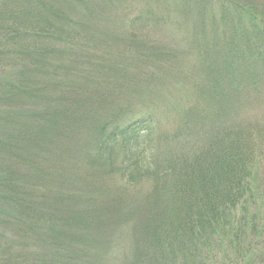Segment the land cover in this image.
Listing matches in <instances>:
<instances>
[{
    "label": "trees",
    "instance_id": "trees-1",
    "mask_svg": "<svg viewBox=\"0 0 264 264\" xmlns=\"http://www.w3.org/2000/svg\"><path fill=\"white\" fill-rule=\"evenodd\" d=\"M60 1L0 0V264L103 260L97 248L104 239L96 241L101 236L94 234L105 230L100 208L105 204L86 187L87 194L75 203L76 194L52 184L57 173H47L51 183L44 186L40 179L46 174L37 166L40 136L46 129L65 132L70 122L85 118L80 106L93 92L97 97L89 103L95 107L85 119H96V153L111 167L117 147L126 165L150 175L149 190L128 209L130 216L138 215L131 225L136 264H264V118L248 117L237 125L227 117L248 99L247 92L235 88V79L245 82L243 74H250L247 64L254 72L247 83L253 98H264V0H167L172 7L164 0H75L88 18L90 12L100 17L108 10L122 13L123 19L132 15L135 24L163 25L174 16L184 24L199 21L188 46L202 72V80L196 78L199 91L187 109L177 104L176 113L184 118L165 129L162 139L169 114L148 104L155 97L143 91L137 103L138 94L127 89L121 112L111 90L107 96L97 93L100 85L111 88L120 79L117 74L111 78L107 65L99 62L104 56H95L97 44L67 52L71 55L58 64L59 54L85 42L82 37L96 27H67L79 20ZM128 33L134 34L131 28ZM142 51L136 56L140 70H132L141 73L133 77L149 81V74L167 69L168 63ZM217 70L228 87L226 100L222 94L206 95ZM181 87L173 100L185 104L188 87ZM156 136L161 143L155 147L149 141ZM87 180L86 174L79 181L85 185Z\"/></svg>",
    "mask_w": 264,
    "mask_h": 264
},
{
    "label": "rangeland",
    "instance_id": "rangeland-1",
    "mask_svg": "<svg viewBox=\"0 0 264 264\" xmlns=\"http://www.w3.org/2000/svg\"><path fill=\"white\" fill-rule=\"evenodd\" d=\"M74 1H60L63 6L68 9H73L76 18L79 20L77 25L73 23V25L67 24L66 26L71 28L77 26L80 30H83L87 29L89 25H94L96 27H92V29L94 28L95 30L91 32L94 33V35L99 34V36L93 38L94 35L91 32L89 33V36L84 35L82 38L85 42L75 43L74 46L72 45L73 47H70L65 53L59 54L61 56H58L56 60L58 64H62L64 58L71 55L68 54L65 56L67 52L71 50L80 51L83 49L85 51L86 45L89 46V42H94L93 44H97V54H95V56L100 54L106 59L105 61L102 60L103 58L98 59L99 62L107 65V71L110 73L111 78L114 74H117V77H120L111 88H105L104 85H100L97 93L104 92L107 96V93L111 90L110 94L118 96L117 99H115L116 107H119L121 112H124L122 111V96L127 89L131 92L134 91V94H138L134 96L136 97L134 100L137 101V103H142V99L144 98L143 91H146L148 94L155 97L152 102L148 104L156 108L158 112L161 111L165 114H169V120L166 127L162 129V132H165V129H167V131L171 130L176 125L177 120L181 121L184 118L182 115L178 117V114L176 113L177 104L183 103L184 109H187L191 101L196 99V92L199 91V86L196 85V81H198L197 79L200 78V80H202L203 78L202 72L199 71L200 68L196 65L197 61L188 48L193 33L198 28L199 21H193L196 19V14L194 19L191 20L193 22L190 24H187L186 22L185 24L176 22L178 17L175 16L171 20L167 19L166 21L169 22H166L163 25L155 24L149 20L135 24V20L131 17L132 15H129L131 19H129L130 17H127L128 19H123L122 13L112 14L108 10L100 11V17L97 16L98 14L90 12L92 17L88 18L85 9L83 7H78L76 1ZM146 1L147 3L152 2V0H143V2ZM164 1L167 7H172L174 5L173 2L171 4L167 0ZM73 3H75V5H72ZM154 9L158 11V8ZM87 18L88 20H86ZM154 18L157 20L156 15ZM131 23L134 24L130 26ZM119 27H121V29H118ZM129 28L132 29L134 34L128 33ZM80 35L82 34H79V36ZM91 35H93V37L90 38ZM126 35L127 37H125ZM130 35L134 36V38L130 37L129 40H127ZM115 36H118V38H115ZM120 37H122V40L119 39ZM131 40H133V42H131ZM87 50L90 51V47ZM140 50H143L142 52L148 54L147 58L150 56H157L163 63H168L167 69L153 71L147 77L150 78L149 81H147L146 78H137L136 76V78H134L133 76L135 74L140 75L141 73L132 72L135 67L140 70L139 64H137L138 59L136 58V56H139L138 54ZM166 52L169 54V57L165 56ZM173 52L177 53V58L175 59ZM112 55L113 57H111ZM245 67L250 74L247 72L243 74L246 75L245 82L243 77L235 79L236 82L239 81L238 84L235 85V88L237 91L247 92L248 99H246L244 105L240 107L235 104L239 109L236 111L233 110L227 116L228 119L238 123L237 125L244 123L248 120V117H251V119L252 117L260 119L264 118V98L261 101L253 98L251 86L247 84L253 71L248 68L249 64ZM67 68L68 67H66V72ZM129 72L132 73V75H127ZM152 75H154V77H152ZM67 79L70 83H72V81L73 83L75 82V80L70 77H67ZM212 79H215V81L210 85V89H208L209 93L206 95L213 97L218 93L222 94L224 97L222 96L221 98L226 100L225 94L228 87L226 86L224 78L220 74V70H217V78L211 77V80ZM239 79H242L243 81H240ZM181 86L188 87L186 92L189 94V97L185 104L180 100H173L175 92L177 89L180 90L182 88ZM88 97V99L82 100L83 106L80 107H82V109L85 110L86 115L88 114L89 116L90 109L95 107L94 104L89 103V101H94L97 97L96 92H93L92 95ZM243 98L244 97H242V99ZM240 100L241 99H239V101ZM100 104L104 105V103ZM96 110L98 114L97 117L99 116L100 120L102 113L100 115L99 112L101 111H99L98 108H96ZM86 115L84 116L85 118ZM85 118L79 120L81 121L80 123H78V120L76 123L70 122L64 130L65 132L49 134L46 129L44 136H40L42 141H39L41 144L38 146V149H40V158H38L37 166L41 169L40 171L44 170L43 173L46 174L42 175L40 180H42L44 186L48 187L51 181H49L47 177L51 178V175H47V173L52 174L53 172V175H56L57 173L58 176L53 178L54 181L52 184L59 185L66 191L69 190L68 192L71 194H76V197L74 198L75 203L81 200L80 197H84L85 194H87L84 193L85 187L95 190V194L98 195L100 203L103 205L105 204L103 208L102 206L100 208L101 211L104 209L103 212L106 216V218H103L105 229L103 234L102 232L97 234H94L95 232H93L95 236L98 234L101 236L96 241H101L102 238L104 239V244H101V246L97 248V251H99L98 255L103 257V260H98V262L100 264H136V250L133 249L134 241L131 233V225L132 221L138 217V215L130 216V211H128V209L130 210V208H134L133 205L142 200L144 189L145 194L149 190L150 185L152 184L148 179L150 175H148V172L146 171L142 173L137 172L136 169H132L133 167H131L130 164L126 165V162H124L122 157L123 153L121 150H118L117 147V151L112 152L111 155V168L108 161L105 160V156H99V153H96V149L99 148L98 146L100 143L97 133V123L95 122L96 119L93 122V117ZM164 132L162 135H159L161 139ZM185 135L187 134L185 133ZM160 138L156 136L149 142L152 143L153 141L156 147L161 143ZM162 147H165V144L162 145ZM151 151L147 150L146 154L155 158L156 154ZM86 174L88 180L84 185L79 180H82ZM44 178H46V180H44ZM26 179L30 180L29 177L24 180ZM31 181L39 182L37 180ZM145 194L143 196H145ZM134 211H136V207ZM136 213H139V211H136ZM119 217H123L122 221L117 220Z\"/></svg>",
    "mask_w": 264,
    "mask_h": 264
}]
</instances>
